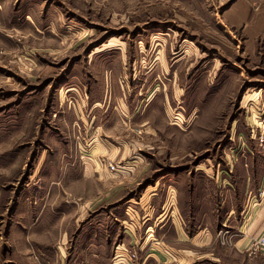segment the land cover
Masks as SVG:
<instances>
[{"label":"rangeland","instance_id":"374dc122","mask_svg":"<svg viewBox=\"0 0 264 264\" xmlns=\"http://www.w3.org/2000/svg\"><path fill=\"white\" fill-rule=\"evenodd\" d=\"M249 151L264 169V0H0V264L110 259L117 209L178 180L192 219L195 177ZM216 229L187 264H264Z\"/></svg>","mask_w":264,"mask_h":264},{"label":"crops","instance_id":"0c3cea01","mask_svg":"<svg viewBox=\"0 0 264 264\" xmlns=\"http://www.w3.org/2000/svg\"><path fill=\"white\" fill-rule=\"evenodd\" d=\"M155 89L154 93L157 90ZM148 108L147 106H141L136 110L140 118L149 112L150 109L148 110ZM106 121L108 122V120ZM146 122L147 120L141 121L139 123L141 127L135 128L138 129L139 134L144 139V134L149 133L148 127L144 125ZM236 155L237 157L234 159L236 162L230 161L231 167L226 170L228 178H221L219 172L214 175V172L209 168H203L207 174L205 176L202 173L205 176L204 178L201 176L195 177L196 184L198 183L204 188L197 187L195 190V199H200L202 203L199 207V203H196V213L192 212V215H195L192 219L183 210L185 207L180 206L179 200L181 197L176 198L175 189L184 186L178 180L173 184L176 186L175 189H169V195H171L173 201V203H170L172 205L169 208L165 206V202L160 205L158 203L157 207L152 203L151 198V201L149 200L146 205L142 203V199L138 201V205L141 206L140 210H143L140 214L136 213L138 216L131 215L130 205L127 207L123 205L117 209L116 218L122 220L121 222L125 225L124 236L120 239V242L113 239L110 259H95L88 264H163L162 260L157 257L158 254L169 258H164L166 260L165 264H187L189 260L193 261L194 258V250L189 248L188 245H204L205 241L208 240L209 242L211 239H216L218 236L216 228L228 223L237 228V233L236 236L231 235L226 239L221 238L222 245L241 253H248L252 243L264 234V199L262 201L259 199V189L264 178L263 157L258 154L254 155L250 151L238 152ZM122 159L120 156L118 160L114 162L111 160L110 163L119 162ZM101 161L106 162V159L101 158ZM123 166V170L132 171L130 167ZM222 180L227 185V189L221 187ZM190 185L193 188V179H191ZM170 187L174 186L171 185ZM206 188L212 190L210 195L204 193ZM176 200L177 203H175ZM193 209L192 206L191 210L193 211ZM137 211L136 209L135 212ZM158 211L160 212L158 213ZM91 239L93 240V237ZM92 240H90L87 249H97L96 244L100 243V245L107 246L109 237L107 239L100 238V243L95 244H92ZM117 250L115 257L117 260L113 262L112 257ZM133 253L136 254L134 259L131 258ZM91 254L97 256L98 252L93 251Z\"/></svg>","mask_w":264,"mask_h":264},{"label":"built area","instance_id":"2783aa9c","mask_svg":"<svg viewBox=\"0 0 264 264\" xmlns=\"http://www.w3.org/2000/svg\"><path fill=\"white\" fill-rule=\"evenodd\" d=\"M121 165L119 163H109L108 164V168L112 171H118L119 167ZM259 199L262 201L264 199V178L262 180V184L260 186L259 189ZM119 250V249H118ZM115 254V257L117 255V252ZM257 252H261L264 254V234L259 236L251 245V247L249 248L248 253H257ZM136 256V254H132L131 258L134 259ZM116 260V259H115ZM115 262V261H114Z\"/></svg>","mask_w":264,"mask_h":264}]
</instances>
